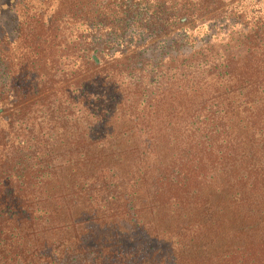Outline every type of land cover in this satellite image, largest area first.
Listing matches in <instances>:
<instances>
[{
  "label": "trees",
  "instance_id": "16d2710c",
  "mask_svg": "<svg viewBox=\"0 0 264 264\" xmlns=\"http://www.w3.org/2000/svg\"><path fill=\"white\" fill-rule=\"evenodd\" d=\"M128 1L0 0V264H264V12Z\"/></svg>",
  "mask_w": 264,
  "mask_h": 264
},
{
  "label": "rangeland",
  "instance_id": "374dc122",
  "mask_svg": "<svg viewBox=\"0 0 264 264\" xmlns=\"http://www.w3.org/2000/svg\"><path fill=\"white\" fill-rule=\"evenodd\" d=\"M127 4L132 5V7L134 5L141 11H146L148 9L147 4L143 3L141 5L140 1L138 0H129ZM225 8L227 12L224 13L223 18L217 19V22H215V24L211 20L207 23L202 24V30H204L206 27H212L210 33L206 34L207 30H204L201 35L197 33V41H192L191 44L194 43L193 45L196 46L200 43H205V41H207V39L212 34H216L220 29L224 30V34H227V32L231 31V29L233 28L235 30H239L244 26L247 27L254 25V23L257 22L260 14L264 12V0H226ZM138 22L134 23L132 27L133 31L135 32L137 28L141 29L139 27L140 23ZM145 32L146 31H144V33H142V35L138 37H132L133 41L144 42V44L148 45L151 37ZM191 39L194 40L193 38ZM150 50L153 51V48H151Z\"/></svg>",
  "mask_w": 264,
  "mask_h": 264
}]
</instances>
